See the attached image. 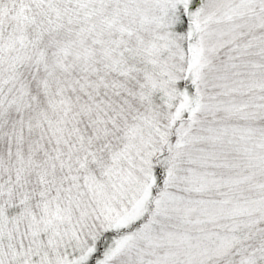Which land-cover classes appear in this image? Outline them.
Masks as SVG:
<instances>
[{
  "label": "snow or ice",
  "instance_id": "obj_1",
  "mask_svg": "<svg viewBox=\"0 0 264 264\" xmlns=\"http://www.w3.org/2000/svg\"><path fill=\"white\" fill-rule=\"evenodd\" d=\"M0 264H264V0H0Z\"/></svg>",
  "mask_w": 264,
  "mask_h": 264
}]
</instances>
